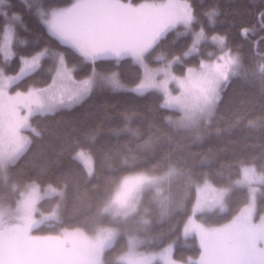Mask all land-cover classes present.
<instances>
[{"label": "snow or ice", "instance_id": "snow-or-ice-1", "mask_svg": "<svg viewBox=\"0 0 264 264\" xmlns=\"http://www.w3.org/2000/svg\"><path fill=\"white\" fill-rule=\"evenodd\" d=\"M21 3L41 31L33 38L36 29L25 15L0 0V17L5 21L0 33V160H12L27 150L31 139L26 130L39 135L32 127L33 118L83 106L103 93H127L134 98L156 94L160 109L179 116L174 120L166 115L165 121L189 128L201 120L211 123L234 79H246L250 69L264 75V51L248 62L241 54L242 46H233L227 34L208 27L217 22L218 5L205 7L196 0ZM259 15L264 18V11ZM248 32V27L241 29L242 35ZM13 61H18L15 70ZM125 62H133L138 69L131 82L119 71ZM135 114L134 110L119 114L125 121L121 131L138 136L130 127ZM144 147L151 150L153 144L146 141ZM74 158L91 173V157L85 151H77ZM176 172L170 166L164 176L141 174L139 179L158 184ZM240 173L235 184L247 187L248 203L217 226L197 219L206 189L212 186L206 180L194 184L197 198L180 236L187 240L195 234V255L178 258L173 239L158 251L140 254L139 264H264V215L256 219L259 197L264 195L259 187L264 185V173L247 164H241ZM212 190V198L224 211L227 190ZM0 264L46 261L39 253L22 250L12 234L0 232Z\"/></svg>", "mask_w": 264, "mask_h": 264}, {"label": "trees", "instance_id": "trees-1", "mask_svg": "<svg viewBox=\"0 0 264 264\" xmlns=\"http://www.w3.org/2000/svg\"><path fill=\"white\" fill-rule=\"evenodd\" d=\"M6 2L25 15L26 22L36 29L32 33L35 38L41 31L35 17L25 13L21 0ZM56 2L69 3L70 0ZM196 2L205 7L218 5L217 22L208 27L227 34L233 46H242L241 54L246 61L251 62L255 53L264 51V18L261 17L263 24L259 23L264 0ZM4 23L0 17V33ZM243 27L249 28L246 35L241 33ZM256 30H260L262 37L258 41L252 35ZM17 64L18 61H13V70ZM119 71L128 82L138 75L133 62L123 63ZM223 95L211 123L202 121L189 128L173 127L165 121L166 115L174 120L179 116L160 109V97L156 94L134 98L127 93H103L83 106L35 117L31 123L39 135L28 131L31 143L8 167L6 181L10 185L18 184L14 192L9 190L11 197L31 182L60 189L39 202L40 210H55L59 218L37 225L34 228L37 233L54 234L63 228L92 231L99 225L117 228L119 236L104 252L108 264L119 263L118 256L126 251L130 235L140 240L142 250H159L176 239L178 258L195 255L196 236L187 240L180 236L195 201L194 184L206 180L227 189L224 211L198 214L204 223L219 225L231 220L248 202L247 188L235 184L241 174V164L254 165L264 172V75L253 74L250 69L246 79H234ZM125 110L135 111L130 127L138 136L121 131L125 121L119 114ZM146 141L152 142L151 150L144 147ZM81 150L92 158L91 173L74 158ZM170 166H175L177 172L169 177L163 192V197L169 199L163 206L149 188L142 192L137 209L127 217L103 213V205L119 178L136 172L165 175ZM2 180L0 177V183ZM261 189L264 190V185ZM263 209L264 195H261L258 210ZM35 250L44 253L45 249L36 246Z\"/></svg>", "mask_w": 264, "mask_h": 264}, {"label": "rangeland", "instance_id": "rangeland-1", "mask_svg": "<svg viewBox=\"0 0 264 264\" xmlns=\"http://www.w3.org/2000/svg\"><path fill=\"white\" fill-rule=\"evenodd\" d=\"M202 121L204 120L200 122ZM24 134L31 139V134L27 130ZM20 155L21 154L14 157L12 160H0V177L3 179L2 183H0V232L12 234L15 237V243L22 250L40 252L39 254L43 256L46 264H108L104 258V252L115 242L120 234L119 230L115 227L99 225L92 231L83 228H63L58 233L54 234L34 232V228L37 225L59 218L55 210H40L39 202L45 197L60 192V189L50 185L40 186L36 182H31L22 186L18 195L11 197L9 190L14 192L18 184L13 183L10 185L6 181L8 178V167L13 164ZM91 169L92 172V163ZM257 171L264 173L258 169ZM141 174L152 175V173L148 172H136L127 174L117 180L115 189L111 192L103 205V213H109L121 218L127 217L137 209L142 192L149 188L153 189L155 195L158 196L156 200L160 206H163V203L168 201L169 197H163V192L166 191L169 178L161 183L151 184L142 182L139 179ZM155 175L164 176L163 174ZM207 182L212 187L206 189L204 208L200 213L221 210L216 200L212 198L214 195L212 189H226L216 186L209 181ZM203 183L204 182L199 185ZM259 187H262V185ZM158 189L160 190L159 193L157 191ZM196 198L197 192L195 201ZM247 203H245L243 207H245ZM260 215H264V209L260 212L258 210L257 220ZM197 219L209 227L217 226L204 223L198 218V215ZM193 235L195 236V234ZM139 243L140 240L135 235H130L126 251L118 256V264H139L140 254L147 255L158 251L142 250L139 248ZM36 246L44 248V253L35 250ZM157 264H159V261H157Z\"/></svg>", "mask_w": 264, "mask_h": 264}, {"label": "flooded vegetation", "instance_id": "flooded-vegetation-1", "mask_svg": "<svg viewBox=\"0 0 264 264\" xmlns=\"http://www.w3.org/2000/svg\"><path fill=\"white\" fill-rule=\"evenodd\" d=\"M259 23H261V25L263 24L262 18L259 15ZM252 35L254 36L255 40L258 41V39H261V32L260 30H256L254 32H252ZM37 253V252H36ZM40 253V252H39Z\"/></svg>", "mask_w": 264, "mask_h": 264}]
</instances>
